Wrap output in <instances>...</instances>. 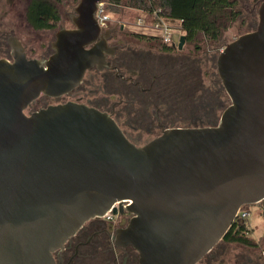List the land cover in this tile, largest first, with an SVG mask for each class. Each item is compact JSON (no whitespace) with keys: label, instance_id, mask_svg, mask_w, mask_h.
I'll use <instances>...</instances> for the list:
<instances>
[{"label":"water","instance_id":"water-1","mask_svg":"<svg viewBox=\"0 0 264 264\" xmlns=\"http://www.w3.org/2000/svg\"><path fill=\"white\" fill-rule=\"evenodd\" d=\"M102 1H78L48 58H28L15 36L12 61L0 58V264H54L85 221L124 203L133 217L120 240L140 264H196L244 205L260 203L264 222V0L255 29L217 55L229 98L217 123L164 129L141 146L83 104L25 112L40 95L71 92L86 70L110 68Z\"/></svg>","mask_w":264,"mask_h":264},{"label":"flooded vegetation","instance_id":"flooded-vegetation-1","mask_svg":"<svg viewBox=\"0 0 264 264\" xmlns=\"http://www.w3.org/2000/svg\"><path fill=\"white\" fill-rule=\"evenodd\" d=\"M14 1L7 0L4 5L0 3L1 16L7 15L5 8L7 6L11 8ZM17 2L22 1L17 0ZM262 2L263 0L260 5ZM28 4L29 0L26 7ZM71 14H74L73 9ZM71 14H69V18ZM61 28L65 27L59 29ZM72 28H74L73 24L70 28L65 29ZM108 30H110V38L107 45L113 48L105 58L109 63V69L98 70L94 66L86 70L81 83L68 94L56 98L40 95L31 102L27 109L33 107L41 97L43 107L39 109L69 101L83 104L110 115L124 135L133 144L141 146L138 144V138L142 134H152L157 130L161 134L164 129L176 128L171 117L174 115L177 117L174 119L175 122L179 118L175 114L176 110L172 107L173 100L170 99V92L165 87L166 83L163 82V73L170 71L182 61L180 53L184 51L185 42L182 46H179L178 41L173 43L174 53L166 54L126 44L121 35L122 25L119 28L115 25L110 26ZM103 32L101 30V33ZM55 33L56 31L54 40ZM11 37L8 36L3 40L0 35V56L10 61H12L9 44ZM51 43L48 47L50 54L36 59L48 58L53 53L50 48ZM26 56L28 57L27 53ZM48 100L52 103H46ZM210 125L215 124L211 123ZM186 127L200 126L191 124ZM125 205L126 203L123 206L116 205L117 212H112L110 218H106L104 215L85 221L67 239L62 249L53 253L54 264H140L138 252L131 245L123 244L120 240L121 231L127 227L133 217L123 209ZM250 206L261 208L260 203L244 205L243 208L249 211ZM254 234V231L250 230L249 235L254 239V242L249 244L228 242L222 239L196 264H264V247H260V244H264V237L257 236L255 238Z\"/></svg>","mask_w":264,"mask_h":264},{"label":"trees","instance_id":"trees-1","mask_svg":"<svg viewBox=\"0 0 264 264\" xmlns=\"http://www.w3.org/2000/svg\"><path fill=\"white\" fill-rule=\"evenodd\" d=\"M62 1L29 0L24 14L26 24L32 31L55 29L59 22V15L54 4ZM103 2L109 14L115 10L127 8L146 14L149 21L152 20L154 11H158V15L165 19L182 21L181 33L184 36V42L193 43L194 47L184 49L180 53L182 61L170 71H164L163 82L166 83L165 87L170 92V99L173 100L172 107L178 112L179 120H188L189 124L200 127L209 126L211 123L216 124L215 113L218 109L225 108V103L229 104V98L218 77L212 78L210 88L203 85L202 73H200L203 59L198 57L197 51L201 48L196 44L198 37H201L211 47L215 46L216 50L218 45L223 48L226 45L222 43L225 30L242 15L238 9L240 0H103ZM255 27L256 24L254 29ZM131 35L158 43L154 46L157 52L173 51L172 46L163 43L157 36L135 33ZM138 42L141 41L138 40ZM216 50L214 54L205 58L214 68L218 55ZM204 53H208L207 49ZM198 80L201 82L198 83ZM203 107L211 111L212 119L206 122L195 115V112L202 110ZM249 232L246 221L236 219L223 239L228 242L249 244L254 242Z\"/></svg>","mask_w":264,"mask_h":264},{"label":"rangeland","instance_id":"rangeland-1","mask_svg":"<svg viewBox=\"0 0 264 264\" xmlns=\"http://www.w3.org/2000/svg\"><path fill=\"white\" fill-rule=\"evenodd\" d=\"M19 1V0H18ZM22 2L14 1V5L9 8H5L7 11V15L5 17L0 15V35L3 37L2 39L5 40L8 36H15L17 37L24 48L26 49V53L29 58H40L42 56H47L50 54L49 52V44L54 40V32L57 31L60 27L70 28L72 26L69 18V14L72 13V9L77 5L79 0H63L61 3L54 4L58 15H59V22L55 29L52 30H41V31H32L29 26L26 24L25 21V8L28 0H21ZM7 0H0L1 5L4 3L6 4ZM261 0H240L239 10L242 12V15L237 19V21L231 23L229 27L225 30L223 34L222 43H229L234 40L239 35L252 31L254 29V25L258 22L257 16V9L260 5ZM138 15L133 9H118L110 13L111 17V26L115 25L119 28L121 25L123 26L122 37L126 44H130L135 48H143V49H150L155 51V45L158 43L153 42L151 40L141 39L136 37L135 35L131 34H148L150 31L137 28L133 23V19ZM130 28V29H129ZM131 30V31H130ZM133 31V32H132ZM141 41V42H138ZM143 42V43H142ZM147 42V43H146ZM147 44V45H146ZM201 49L197 51L199 59H203L201 64V81L205 87H211L212 78H217L216 69L211 63H207V59L209 55L214 54L216 48L198 37V43L196 44ZM191 47V48H190ZM194 44H184V49H193ZM207 49V54L204 53V50ZM223 49L218 45L217 52ZM166 54H173L174 52H165ZM3 54V53H2ZM8 55V54H7ZM2 58V56H0ZM201 81L198 80V83ZM200 85V84H199ZM93 89L96 87H92ZM46 103L51 104V101H47ZM43 99L42 97L39 98L33 107H30L25 112L28 114L33 110H37L40 107H43ZM227 104L225 103V107ZM224 108V107H223ZM223 108L218 109L214 116V121H218V118L223 110ZM175 114L179 115L178 112ZM195 115L199 117V119L203 120L204 122L211 120V111L207 108L199 110L195 112ZM175 123V127H186L189 124L188 120H175L177 117H171V120ZM198 126V125H196ZM159 134V131H154L152 134H142L139 138V145L146 143L148 140L155 137ZM246 209V208H245ZM263 212L260 207L250 206L248 211V217L246 219V224L250 228L251 231H254L255 238L257 236L264 237V222L262 220ZM260 247H264V244H260Z\"/></svg>","mask_w":264,"mask_h":264},{"label":"built area","instance_id":"built-area-1","mask_svg":"<svg viewBox=\"0 0 264 264\" xmlns=\"http://www.w3.org/2000/svg\"><path fill=\"white\" fill-rule=\"evenodd\" d=\"M95 18L99 28L102 31L108 30V28L111 26L112 20L110 14L105 10L103 1L97 4ZM181 23V20L172 21L160 17L158 15V11L153 12V18L149 21L146 14H141L138 11V15L133 19V23L131 25L150 31V33H148L149 35L157 36L162 40L163 43L172 46V44L176 43L179 37L182 35ZM111 214L112 210H109L107 213H105V217L110 218ZM247 217L248 210L242 207L238 211L236 219L246 221Z\"/></svg>","mask_w":264,"mask_h":264}]
</instances>
